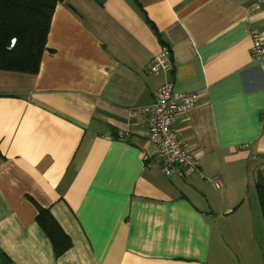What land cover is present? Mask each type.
I'll return each instance as SVG.
<instances>
[{
	"label": "crops",
	"instance_id": "0c3cea01",
	"mask_svg": "<svg viewBox=\"0 0 264 264\" xmlns=\"http://www.w3.org/2000/svg\"><path fill=\"white\" fill-rule=\"evenodd\" d=\"M252 27L264 38V0L58 1L39 70L0 68V250L11 259L0 264H234L221 215L249 233L240 264H264L251 190L264 175V59ZM163 44L170 66L151 71ZM167 79L198 95L174 118L198 158L190 174L162 171L134 113ZM40 206L72 240L62 254Z\"/></svg>",
	"mask_w": 264,
	"mask_h": 264
},
{
	"label": "trees",
	"instance_id": "16d2710c",
	"mask_svg": "<svg viewBox=\"0 0 264 264\" xmlns=\"http://www.w3.org/2000/svg\"><path fill=\"white\" fill-rule=\"evenodd\" d=\"M58 1L61 0H0V68L30 72L39 70ZM144 14L155 27L147 13ZM255 184L264 217V175L261 171L255 176ZM37 220L52 240L57 254H62L71 246L70 236L49 208L40 206ZM0 262H11L1 250Z\"/></svg>",
	"mask_w": 264,
	"mask_h": 264
},
{
	"label": "built area",
	"instance_id": "2783aa9c",
	"mask_svg": "<svg viewBox=\"0 0 264 264\" xmlns=\"http://www.w3.org/2000/svg\"><path fill=\"white\" fill-rule=\"evenodd\" d=\"M251 53L254 59H264V38L258 27H252ZM169 47L163 44L148 64L151 71L166 70L170 66ZM197 93L176 90L172 80H165L155 93L153 101L138 105L134 113L139 121L146 122L150 139L158 147L161 169L167 175L190 174L199 168L198 158L185 144L174 126V118L189 111L197 101ZM212 184L222 186L221 177H210Z\"/></svg>",
	"mask_w": 264,
	"mask_h": 264
},
{
	"label": "rangeland",
	"instance_id": "374dc122",
	"mask_svg": "<svg viewBox=\"0 0 264 264\" xmlns=\"http://www.w3.org/2000/svg\"><path fill=\"white\" fill-rule=\"evenodd\" d=\"M251 190L253 191V201L257 200V203L259 205V198L257 195L256 187L253 185L251 187ZM250 190V191H251ZM250 193H248L247 203L250 202ZM255 196V197H254ZM247 205V204H246ZM236 216V215H235ZM234 216H226L221 215L219 218H217L214 221V228L217 232V236L222 235V240L226 241L228 244L227 252L226 254L227 258L232 260L236 259L238 262L234 264H240L238 255H242L243 251L241 249V246L238 245V241L241 240L240 238L249 240V233L247 230L241 229L236 226L237 221L234 220ZM244 228V227H243ZM257 237L259 239V243L261 245L262 251L264 250V228L259 230V228H256ZM242 239V241H243ZM251 242V240H250Z\"/></svg>",
	"mask_w": 264,
	"mask_h": 264
}]
</instances>
